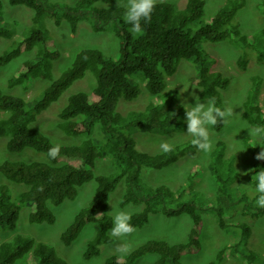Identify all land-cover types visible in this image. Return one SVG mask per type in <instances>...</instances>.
<instances>
[{"label": "trees", "instance_id": "trees-1", "mask_svg": "<svg viewBox=\"0 0 264 264\" xmlns=\"http://www.w3.org/2000/svg\"><path fill=\"white\" fill-rule=\"evenodd\" d=\"M115 1L77 0L74 5H68L51 0H8L11 6H24L32 11L28 25L17 33V22L4 18L0 0V37L12 40V45L0 53V66L22 53H32L12 73L8 85H20L28 90L37 78L47 80L31 101L20 95L4 93L0 88V138H5L7 151L20 154L14 160L0 161V175L6 178V184L0 185V227L14 230L21 206L28 207L27 221L30 224H53L56 216L51 206L74 200L78 188L94 179L92 197L60 233L61 242L70 245L87 224H96L83 252L85 259H91L99 255L102 246L113 240L109 194L122 182L119 206L141 204L140 209L131 213L129 222L133 230L148 223L150 215L156 212L168 217L185 214L190 219V227L184 241L171 244L162 239H148L125 254L107 256L104 264H135L148 254L157 256L150 264H183L184 255L194 254L202 246L200 236L206 209L211 210L223 230L231 235L232 231H239L246 237L250 236L251 228L245 220L233 219L235 213L247 219L264 216V206L255 205L250 200L257 197L252 176L258 168L264 167V159H256V153L264 147V140L245 138V149L252 158L248 187L233 186L240 175L236 156L227 155L228 145L223 139L215 141L209 152L207 168L217 183V190L212 198L205 199V204L199 194L191 190L195 184L196 166L191 168L187 183L176 190L166 185H149L141 177L143 167L162 169L182 156L198 154L200 149L191 144V139L158 153H148L137 147L134 136L137 132L166 134L184 130L182 104L151 102L145 110L126 115L117 112L116 107L120 99L131 100L140 94L139 84L130 79L133 73H140L146 90L156 94L165 86V76L172 75L180 60L184 59L197 67L194 82L200 88L199 98L212 100L225 111L222 90L227 87L229 78L220 71L211 70L209 58L198 43L201 40H227L247 49L255 37L241 35L236 26L230 24L238 4L224 6L210 22L195 30L188 27L189 23L204 15V0H187L181 9L169 2L153 3L150 19L147 22L141 20L140 31L135 35L123 19L125 9ZM97 3L102 6L97 7ZM110 3L114 5H108ZM260 5L264 8V1ZM82 19H91L95 31H113L120 40V48L116 55H107L95 47L80 48L54 77L61 51L56 48L48 23L59 26L62 21H67L74 32ZM256 58L264 59V49ZM247 63L248 57L243 52L236 64L244 70ZM87 75L93 80L91 89L70 94L58 113L59 129L65 136L77 138L76 141L55 142L32 127L39 114L74 81ZM254 86L243 103L242 118L251 126L264 128V103L258 101L259 89L257 84ZM226 118L225 111L224 120L212 126L213 130L221 132ZM54 144L60 145L59 152L55 158H49L48 149ZM102 158L108 159L113 168L108 174L96 173L97 162ZM12 184H18L19 188L12 189ZM227 211L233 215L229 220L225 218ZM241 245L239 240L228 243L218 251L217 259L237 254L246 264H264L255 251L246 249V245L243 250ZM0 264L69 263L48 242L16 234L0 242Z\"/></svg>", "mask_w": 264, "mask_h": 264}, {"label": "rangeland", "instance_id": "rangeland-1", "mask_svg": "<svg viewBox=\"0 0 264 264\" xmlns=\"http://www.w3.org/2000/svg\"><path fill=\"white\" fill-rule=\"evenodd\" d=\"M3 3V14L7 21L17 22V33H21L23 28L28 25L32 11L24 6H11L8 0H1ZM54 2L74 5L77 0H51ZM187 0H154V3L169 2L176 9H181ZM204 15L198 21L188 24L191 29H196L200 25L210 22L217 11L228 4H238V8L231 19V25H235L241 35L254 36L253 44L245 49V46L233 44L231 41H208L201 40L198 46L207 54L210 62L211 70L220 71L229 78V83L222 90V105L227 112L225 125L221 132H216L212 127L209 129V136L212 145L207 152L199 150L195 156H182L176 162L165 166L162 169H154L143 167L141 177L144 182L152 186L166 185L171 189L184 186L193 166L197 168L195 184L191 189L199 194L205 204L206 198H212L217 190V183L207 168L209 160V152L214 146L217 139H223L227 145V155L234 154L236 156L240 175L234 182L235 187H248L247 176L252 164V158L245 149L246 137L258 139L249 136L248 129L243 127L251 126L244 118H242L243 103L247 98V94L254 85L258 86L257 99L260 103H264V59L256 58L257 54L264 49V8L260 2L264 0H204ZM119 4V0L115 1ZM113 6L114 4H108ZM107 5V6H108ZM97 7L102 4L97 3ZM105 6V4L103 5ZM91 19H82L78 22L76 30L73 32L69 28L67 21H62L59 26H55L49 22L48 26L55 39L56 48L61 51V57L55 64V71L65 68L74 56V52L83 47H95L102 50L107 55H116L120 48V40L111 30L95 31ZM135 35L138 33L135 32ZM12 45V40L0 37V53L4 49ZM245 53L248 57L247 67L240 69L236 61L238 57ZM31 52L22 53L13 58L4 66H0V88L4 93L20 95L27 101H31L36 97L47 80L37 78L28 90L23 89L20 85L10 87L7 80L12 73L20 67L23 61L31 57ZM197 74L196 65L188 60H180L176 71L172 75L165 76V86L161 91L152 94L146 90L145 80L143 76L135 72L130 76L133 82L140 86V94L131 99H120L116 111L122 115H126L132 111H143L152 103H162L165 101L173 103H194V99L190 93H195L199 98L200 88L195 84V76ZM58 72L54 75L56 77ZM255 79V80H253ZM253 82V83H252ZM93 86V80L90 76L74 81L61 95L53 102L45 111L37 116L32 123V127L37 128L42 133L49 136L52 140L59 143H67L76 141L77 138L65 136L58 127V113L66 104L70 94L78 91H89ZM176 92V94H174ZM207 98H200L201 102H206ZM208 100V99H207ZM5 113V112H3ZM6 114V113H5ZM184 122V118H183ZM185 123V122H184ZM186 124V123H185ZM242 128V129H241ZM186 130V128L184 129ZM184 130L169 131L163 133L137 132L134 134L137 139V147L141 151L148 153H158L163 151L160 148L162 142H166L171 146L185 143L191 139ZM5 138H0V161L14 160L19 153H12L4 147ZM238 150L235 153V149ZM113 170L108 159L102 158L97 162L96 173L108 174ZM6 178L0 175V185L6 184ZM14 183V182H12ZM16 184V183H14ZM12 184L11 187L19 188V185ZM95 180L83 184L78 188V195L74 200H66L59 206H51L55 213L56 219L53 224L34 223L27 221L28 207L21 206L19 220L16 228L12 231L0 227V242L13 238L16 234L23 236H33L53 245L57 252L69 264H104L107 256L118 253L125 254L130 248L148 240L162 239L168 243H177L184 241L190 227V219L187 215L168 217L160 212L152 213L149 222L140 228L134 229L132 232L122 235L113 236L111 243L102 246L99 255L91 259H85L83 252L86 248L87 241L93 236L96 224H87L78 237L70 244L64 245L60 240V233L73 220L74 215L84 204L92 197L95 189ZM123 191V183L120 182L116 188L109 194L108 212L113 216L115 210H125L130 214L141 208V204H129L124 207L119 206V199ZM253 191V190H252ZM202 196V197H201ZM252 203L257 205L256 198L251 197ZM83 205V206H82ZM112 206V209H111ZM225 218L229 220L232 216L230 211L225 212ZM233 219L245 220L250 228V236H241L239 231L226 232L215 220L211 210L206 209L203 213V229L201 232V248L194 254L184 255L181 259L183 264H246L237 254L226 255L223 259H217V253L220 249L234 240H239L242 245L241 249L255 251L258 259L264 260V216L247 219L235 213ZM111 233V232H110ZM127 251H123L124 248ZM157 256L148 254L139 258L135 264H150Z\"/></svg>", "mask_w": 264, "mask_h": 264}, {"label": "clouds", "instance_id": "clouds-1", "mask_svg": "<svg viewBox=\"0 0 264 264\" xmlns=\"http://www.w3.org/2000/svg\"><path fill=\"white\" fill-rule=\"evenodd\" d=\"M153 3L154 0H119L120 6L125 9L123 19L130 25V32H139L141 20L147 22L150 19ZM190 95H192L195 102L182 104L184 108V122L186 123V130L184 131L191 137V144L207 152L212 145L209 129L215 126L218 121L224 120L225 111L218 107L212 100L205 99L206 102H201L200 98L194 92L190 93ZM243 128L248 129L249 136L264 140V128L260 126ZM59 148V144H54L49 147L47 152L49 158H55L59 152ZM160 148L163 151H168L170 150V145L162 142ZM242 149L244 148L237 147L235 153ZM256 159H264V147H261V150L256 153ZM253 178L255 181L254 190L257 194L256 203L258 206H264V167L258 168L252 176ZM130 218L131 214L128 211L115 210L112 216L111 234L113 236H122L132 232L133 226L129 222ZM123 251H127V248L125 247Z\"/></svg>", "mask_w": 264, "mask_h": 264}]
</instances>
